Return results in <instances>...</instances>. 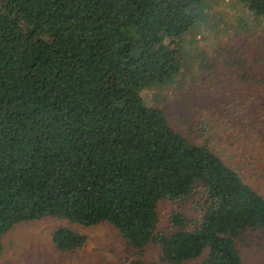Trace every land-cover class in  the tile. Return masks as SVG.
<instances>
[{"label": "trees", "instance_id": "1", "mask_svg": "<svg viewBox=\"0 0 264 264\" xmlns=\"http://www.w3.org/2000/svg\"><path fill=\"white\" fill-rule=\"evenodd\" d=\"M201 1L0 0V259L16 225L52 217L110 225L130 264L151 245L160 264H245L241 245L264 234V176L248 177L264 169V53L258 72L242 49L185 69ZM237 2L264 17V0ZM182 70L197 99L171 120L144 92ZM86 239L58 227L51 253Z\"/></svg>", "mask_w": 264, "mask_h": 264}, {"label": "rangeland", "instance_id": "2", "mask_svg": "<svg viewBox=\"0 0 264 264\" xmlns=\"http://www.w3.org/2000/svg\"><path fill=\"white\" fill-rule=\"evenodd\" d=\"M196 7V23L179 43L180 48L183 49L184 68L192 70L200 57V62H217L218 58L227 62L229 57L236 58L233 53H228V50L232 52V49H242L245 53L244 58L253 64L256 67L255 72H258L260 64L255 59L264 53V17H256L245 11L237 0H202ZM254 53L256 58L253 57ZM187 70H182L181 78L168 88H156L144 92L148 103L156 104L168 117H171V120H176V116L184 118L190 114L191 111H188L190 100L197 99L193 89L195 87L188 82L189 77L186 76L191 70L186 73ZM219 72L224 74L220 81L225 82V86L237 79V74L229 66ZM203 78L202 76L201 80ZM213 85H216L217 91H224L218 84ZM211 89L215 91L213 87ZM245 91L247 92L246 95L244 94L245 97L256 94L247 89ZM222 133L229 135L226 132ZM257 165L261 168L264 162ZM251 173L248 175L250 180L259 183L264 176V169ZM172 209L170 203L159 204L158 231L168 228V215ZM58 227H67L85 236L87 238L85 248L71 254L70 257H62L63 259L52 254L50 236ZM241 248L245 264H264V234L252 235L241 245ZM2 251L0 264H130L132 262L129 258L127 260L121 239L110 225L82 227L52 217L16 225L3 236ZM157 253L156 247L151 245L147 247V256L143 260L147 264H160Z\"/></svg>", "mask_w": 264, "mask_h": 264}]
</instances>
